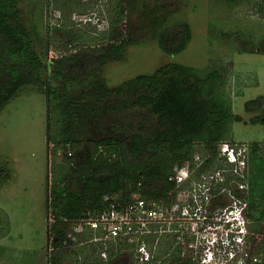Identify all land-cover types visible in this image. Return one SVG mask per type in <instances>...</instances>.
Instances as JSON below:
<instances>
[{
	"label": "trees",
	"instance_id": "16d2710c",
	"mask_svg": "<svg viewBox=\"0 0 264 264\" xmlns=\"http://www.w3.org/2000/svg\"><path fill=\"white\" fill-rule=\"evenodd\" d=\"M20 1L0 0V113L20 91L32 88L45 96L47 116L55 118L57 112L61 115V128L59 124L56 133L50 135L48 124L46 137L47 146L52 145L48 152L52 164L62 156L65 169L50 187L46 199L47 219L49 212L55 219L47 232L54 237L52 246L56 249L48 264H60L62 251L68 249L63 248V243L74 246L70 241V225L64 219L97 214L105 208L104 195H117L121 202L133 195L170 202L169 192L174 184L168 178L175 166L190 162L194 142L202 141L206 148L215 149L216 143L229 141L232 125L242 122V117L232 113L230 97L224 96L222 84H217L221 79L215 69L199 75L191 68L167 64L116 88H109L97 79L106 64L122 61L126 50L136 44L123 32L121 23L128 8L134 11L140 0H109L112 16L110 21L107 19L105 45L84 54L56 52L58 57L50 60L51 47L37 27L23 19L18 9ZM158 11L148 10L146 20L151 22L159 49L171 56L182 53L191 39L189 25L181 22L168 26L169 18ZM35 43L44 44V49L38 51ZM86 85L90 86L88 90L71 93L72 87ZM262 103L263 98L259 97L246 104V111L255 112ZM249 122L264 125V119L259 117ZM248 164L249 216L258 200L257 219L261 221L264 156L257 143L249 147ZM9 178V169L0 167V189ZM249 230L259 234L255 227ZM117 251L111 250L108 261L100 259L98 264H111L113 258L120 256ZM256 251L264 257V239L257 243ZM169 253L166 261L170 264H191L182 260L178 248Z\"/></svg>",
	"mask_w": 264,
	"mask_h": 264
},
{
	"label": "rangeland",
	"instance_id": "374dc122",
	"mask_svg": "<svg viewBox=\"0 0 264 264\" xmlns=\"http://www.w3.org/2000/svg\"><path fill=\"white\" fill-rule=\"evenodd\" d=\"M158 1L140 0L134 11L128 8L121 28L136 44L126 50L122 61L106 64L97 79L103 80L109 88H116L167 64L191 68L199 75L218 70L221 81L217 84H222L224 96L230 97L232 113L242 117V122L232 125L228 140L246 143L249 147L257 143L264 156V125L249 122L255 117L264 119V51H261L264 50V0H239L235 4L224 0ZM162 5H166L165 8ZM18 9L23 19L36 26L51 47L49 57L57 58L59 53L56 52L84 54L108 42L107 24L100 29L92 25L78 27L76 19L95 9L94 4L86 0H22ZM111 9V3L102 9L101 16L107 23L112 16ZM157 9L169 18L168 26L181 22L189 25L191 39L182 53L171 56L159 49L157 38L152 35L151 22L146 20V12L153 13ZM35 48L43 50L44 44L35 43ZM89 87H72L71 93L78 94ZM259 97L263 98L261 108L251 113L246 111V104ZM53 117L47 116L45 96L32 88L20 91L0 113V167L10 171L7 184L0 189V264H48L51 235L47 231L51 224L47 219L46 199L54 181L65 172L62 156L53 165L51 153L48 154L52 147L46 144L48 124L50 135H54L62 122L59 112ZM217 144L210 150L205 142H194L189 162L193 168V182L217 171L219 164L229 177V166L220 160ZM247 179L250 181L249 166ZM235 180L231 179L227 188L239 199H247L246 192L237 191ZM189 186L185 187L187 192ZM188 199L180 195L172 198L181 206L188 203ZM213 199L215 201L211 200L198 213L196 234H191L186 225L182 227L183 232L191 235L186 236L185 245L178 246L173 236L166 235L160 239L156 252L163 254L186 248L181 258L191 264H236L241 257L249 264L248 257L253 254L262 259V264L264 257L256 251L257 240L253 236H249L246 248H241L233 244L224 226L217 225L216 217L232 201L227 192ZM259 203L256 200V208L250 212L248 229L257 228L258 236L264 239V219H257ZM249 231L251 235L254 233ZM116 251L117 247L112 249ZM62 252L60 264L100 262L92 244H77ZM203 259L206 262L202 263ZM111 264H132V260L128 255H120L113 258Z\"/></svg>",
	"mask_w": 264,
	"mask_h": 264
},
{
	"label": "built area",
	"instance_id": "2783aa9c",
	"mask_svg": "<svg viewBox=\"0 0 264 264\" xmlns=\"http://www.w3.org/2000/svg\"><path fill=\"white\" fill-rule=\"evenodd\" d=\"M86 1L93 3L95 9L88 14H83L80 19H76L78 27L92 25L100 29L105 24L108 26L101 14L109 0ZM51 58L53 57H50L49 60ZM217 148L220 160L229 166V177L224 173L225 170L220 168L212 174L202 175L198 182H193V168L189 162H185L175 166L168 178V181L174 184V189L169 192L170 202L149 201L142 199L139 195H133L129 200L121 202L117 195H104L102 200L105 203V208L102 211L77 220L64 219V223L70 225L71 244L96 245L99 258L105 262L109 259L110 251L117 247L120 251H117L116 255H128L132 264H167L166 259L169 258L170 253L159 254L156 252L160 239L163 236L171 235L178 246L181 243L185 245L186 236L191 235L183 232L182 227L186 225L190 228L191 234H193L192 232L196 234L198 213L213 200V197L222 192H227L232 201L216 217L217 225L226 228L229 232L227 235L232 236L235 246L246 248L249 236H253L258 243L263 237L255 233L251 235L248 229L250 222L248 202L246 199H239L227 188L229 181L236 179L237 191L248 194L249 145L221 141ZM68 155L70 156V154ZM188 184L190 186L187 192L185 187ZM179 195L188 196V203L181 206L177 201L172 200ZM54 220L52 213L49 212V225L52 226ZM262 225L264 231V222ZM87 233H91L92 236L80 241V238ZM54 240L51 235L48 243L50 253L56 252L52 246ZM63 245L64 249L69 248L67 242H64ZM245 250L244 254H246ZM185 252L186 248L180 250V256H185ZM211 261L210 259L209 262ZM203 262L206 260L203 259ZM248 263L261 264V259L251 254L248 257ZM236 264H247V262L241 257Z\"/></svg>",
	"mask_w": 264,
	"mask_h": 264
},
{
	"label": "crops",
	"instance_id": "0c3cea01",
	"mask_svg": "<svg viewBox=\"0 0 264 264\" xmlns=\"http://www.w3.org/2000/svg\"><path fill=\"white\" fill-rule=\"evenodd\" d=\"M50 170H51V169H50ZM89 234H91V233H89ZM89 234L87 233V235H88L87 237H88V238H90V237L92 236V235L90 236ZM93 246H94V248L97 247L96 245H93ZM95 250H96V249H95ZM96 253H98L97 250H96ZM97 255H98V254H97ZM97 257H98V259L100 260L99 255H98ZM101 260H102V259H101Z\"/></svg>",
	"mask_w": 264,
	"mask_h": 264
}]
</instances>
